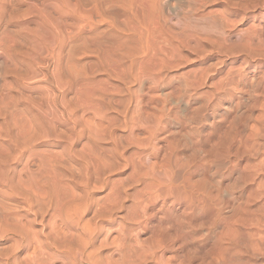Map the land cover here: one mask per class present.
<instances>
[{
	"label": "rangeland",
	"instance_id": "374dc122",
	"mask_svg": "<svg viewBox=\"0 0 264 264\" xmlns=\"http://www.w3.org/2000/svg\"><path fill=\"white\" fill-rule=\"evenodd\" d=\"M41 3L0 0V158L17 134L14 117L36 112L37 117L27 116L36 125L33 149L57 156L65 189L84 212L79 223L58 222L61 234L75 247L83 239L91 242L99 264L114 259L120 260L111 264H264V60L196 59L186 44L206 31L179 8L181 23L165 25L178 60L159 80L136 76L134 68L132 74L130 58L123 62L125 74L117 76L96 49L77 43L63 53L65 92L45 69L53 91L47 96L45 78L26 87L18 80L30 70L24 59L44 49L52 34L38 10ZM179 5L169 2L171 9ZM106 13L109 21L124 24L119 3ZM130 47L136 49L137 42L130 40ZM13 60L19 62L16 75L7 65ZM38 108L49 109V122ZM253 144L258 153L251 152ZM37 165V157L29 160L32 170ZM0 206V215L25 212L20 198L1 200ZM38 206L44 213L48 207ZM44 216L49 220L50 212ZM12 243L11 236L0 238V264L7 263ZM31 249L24 248L20 259Z\"/></svg>",
	"mask_w": 264,
	"mask_h": 264
},
{
	"label": "bare ground",
	"instance_id": "6f19581e",
	"mask_svg": "<svg viewBox=\"0 0 264 264\" xmlns=\"http://www.w3.org/2000/svg\"><path fill=\"white\" fill-rule=\"evenodd\" d=\"M170 1L42 0L38 10L43 13L50 28H52L47 46L44 49L40 46L38 52L30 55L28 61H26L27 58L24 59L30 67L27 73H19L18 69L20 68L17 60H13L10 64L7 62V65L15 73L14 75L20 74L18 80L25 87L34 79L49 78L50 76L45 73V69L49 68L53 71L51 74L53 76L52 83L57 90L63 93L67 90V82L62 79L60 73L63 53L68 46L74 48L77 43H83L86 48L96 49L95 55L116 75L124 72L123 62L126 58H130L132 64L129 69H131L132 74L136 69V76L145 77L148 75L154 80H159L166 69L176 67L178 60L177 49L174 48V44L168 43V39L171 42L173 36L171 33V35H166L165 25L168 20L176 25L181 23L178 15L179 8L180 10L185 8L188 21H194L196 25L192 24L202 27L203 32L206 31V34L199 35V38L196 37L193 43L191 40L190 45L186 42L187 46L193 47L191 51L196 59H205L210 55H216L221 61L264 60V15H259L264 12V0H178L181 6L173 9L169 8ZM117 3L124 8V24L114 20L109 21L105 17L107 16L106 8ZM50 11L56 13L57 16L51 15ZM258 11L261 12L258 13ZM166 13L172 15L167 16ZM250 14L255 17L252 22L249 17ZM96 16L99 17V21L95 19ZM169 32L172 31L169 30ZM185 33H183L184 37L188 32ZM177 36L180 37L178 34L175 35L176 41ZM130 40L137 42L138 47L136 49L130 47ZM156 42H158L157 45ZM3 45L5 46V44ZM94 53L92 52V54ZM48 80L46 79V83H44L47 96L53 92L48 87L51 80ZM6 86L8 85L6 84ZM10 87L14 86L10 85ZM3 94L5 95L4 92ZM5 99L7 98L3 100ZM40 109L42 110L41 107ZM41 112L42 118L48 121L49 109ZM22 114L24 115L19 116V119L17 116L14 117L18 122L15 121L18 131L12 138L11 148L4 147L6 151L3 149L10 156L0 158V201L14 202L20 198L25 205V212L19 209L17 211L3 210L0 215V238L5 239L11 236L13 241L11 252L5 255L6 264H57L55 260L59 257L63 259L64 264H99L95 255L96 250L89 249L91 242L85 243L83 239L79 241V248H77L78 246L75 247V244L70 241L72 239H67L65 233L61 234L62 228H58L57 223H73V221L79 223L83 217V208H78L79 205H76L74 198L70 195L71 193L65 189L64 176L57 168L59 163L57 156L50 155L47 150H41L38 154L33 149L35 148L37 131H35L36 125L32 123L34 120L28 117H37L36 112H22ZM42 129L41 139L45 140L47 128L42 126ZM249 148H252L251 152L258 153L255 145ZM35 157L38 158V165L36 170H32L29 166V160L35 159ZM16 165L18 166L16 167ZM45 204L48 205L45 213L42 208L39 210L36 207L38 205V207H43ZM40 211L43 212H41L43 216L40 215ZM99 211L101 213V210ZM99 211L97 210V213ZM49 212L50 219L46 221L44 215H49ZM95 216H97L96 211ZM40 224L43 229L37 228ZM49 228L51 229L49 230ZM87 231L92 236L95 233L92 232L94 230L89 232L88 229ZM82 234L83 232L80 235ZM30 245H33L32 251L24 259H20L19 253ZM99 246L103 247L104 244ZM122 253L120 254L122 255ZM112 258L110 257V259ZM116 260L118 259H114L112 262ZM106 262L109 263V258L106 259Z\"/></svg>",
	"mask_w": 264,
	"mask_h": 264
}]
</instances>
